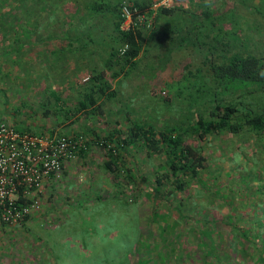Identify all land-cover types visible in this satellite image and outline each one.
<instances>
[{"label": "trees", "instance_id": "16d2710c", "mask_svg": "<svg viewBox=\"0 0 264 264\" xmlns=\"http://www.w3.org/2000/svg\"><path fill=\"white\" fill-rule=\"evenodd\" d=\"M152 3L153 0H0V11L6 13L5 16L13 13L10 21L13 23L11 30L14 31V36L11 40L17 41L20 32L25 30L24 35H35L37 41L27 42V45L24 43L23 46H34L37 49L43 46L42 52L56 54L57 60L64 65L70 64L68 60L72 59L75 71L85 73L82 77L77 78V75H74L66 78L70 84L79 87V97L74 103V110L69 107L67 99L62 97L63 89H49L48 84L43 90L47 101L51 103L53 113L60 117L83 112V116L91 115L94 120L97 109L99 110L103 102L106 99L111 101L115 97V91L111 89L113 80L120 87L123 80L130 78L132 73H144L139 62L145 57L153 56L157 60L156 64L150 66V75L145 77L146 83L143 82V86L151 100L154 102L158 98L160 103L154 108L147 102L145 95H139L142 97V104L137 107L139 111H143V115L139 114L136 108H131V111L135 112L132 115L128 103L124 105L128 109L118 107L112 112L120 120H114L115 125L111 129L106 124L101 128L87 126L81 131L64 132L12 126L34 135L62 134L77 142L79 137H82V142L71 149L73 154L83 157L90 144L95 143L109 158L106 163L114 165L111 167L112 171L118 170L132 180L133 176L129 174V169L122 159L123 152L135 149L148 157L160 156L163 163L155 172V189L147 195L159 203L166 199V221H162L161 227L171 226L167 222L168 213L175 216V225L180 221L199 222L200 228L186 226L184 232H191L196 240L195 245L199 248L202 264L214 261L217 264H264V160L261 157L264 151V102L258 106L256 98L257 93L264 95V55L244 51L243 41L248 34L240 40L242 46L232 49L225 48L227 44L219 41L214 35L212 40L221 47L212 51L208 45V53L204 55V64L208 65L207 76L202 75L201 83L197 87L198 92H202L198 96L203 100H194L197 104L189 101L188 107L178 110L175 119L164 118L158 112L164 108L168 109L172 104V97L169 91L166 92V80L163 82L164 90L159 88L165 91L162 95L157 88H151L149 79L155 77L159 71H166V61L176 45L191 39L192 35L197 38L201 26L214 24V18L219 20L222 16L213 14L208 7L195 14L185 9L183 0H173L170 6L162 5L156 10L151 9ZM123 7H127L131 13L132 23L127 28L124 27ZM19 9L24 10L25 14L21 20L16 15L19 14ZM232 9L240 18L242 8L234 5ZM57 12H60L61 16L55 15ZM149 15H153L152 20H149ZM175 15L188 18L190 16L192 20L189 18V24H183L176 29L172 27V30L168 31L170 25L166 26V19H173ZM1 18L3 16H0V20ZM40 29L42 32L38 34ZM215 30L222 29L217 27ZM5 35L7 33H1L2 40L6 42L4 45L9 50L4 54L19 50L21 45H13ZM238 37L237 35L235 38ZM55 40L58 42H55L54 47H50L49 44ZM151 46H158L159 48L155 49L159 51L153 53ZM96 58L99 59L98 62L94 61ZM36 59L42 63L48 61L49 67L52 65L51 60L41 54H38ZM196 71L201 72L200 69ZM71 73L67 72L66 75ZM101 98L104 100L97 105ZM48 110L49 108H45L43 113L48 115ZM86 110L89 112L85 113ZM89 118L91 117H86ZM103 122H109L105 115ZM226 135L253 138L255 149L252 147L249 153L242 150L238 152L243 158L239 162L244 166L243 174L238 180H226V183H222L218 179L222 176V171L217 170L215 166L211 167L208 157L203 154V143L211 137L220 138ZM226 142L225 138L221 144L222 148L220 147L221 152L225 153L227 145L224 147L223 144ZM230 157L232 160L236 159L234 153ZM230 174L226 173L227 178ZM49 178H55V175L47 179ZM253 181L256 182L255 188L249 191V185ZM201 190H206L208 196L213 193L223 203L228 204L229 212L225 215L217 212L212 217L206 211L191 215L190 212L193 211H188L185 203L191 193L196 192L198 195ZM131 192L133 193H129V197L125 198L127 202L133 201L135 190ZM40 195L36 197L39 199ZM209 200L212 201L211 196ZM247 205L252 219L250 222L240 223L247 211L243 213L238 207ZM185 211L188 214H185ZM154 213V216L159 214L157 211ZM29 217L31 215L22 218L19 224ZM199 217L200 219H197ZM0 223L12 225L1 221ZM216 223L224 225L223 228L218 229L219 225L215 227ZM184 232L176 231L175 239L169 240L168 243L173 244ZM191 246L187 245L185 251L180 244L173 247L179 264H189ZM182 258L184 259L180 261Z\"/></svg>", "mask_w": 264, "mask_h": 264}, {"label": "rangeland", "instance_id": "374dc122", "mask_svg": "<svg viewBox=\"0 0 264 264\" xmlns=\"http://www.w3.org/2000/svg\"><path fill=\"white\" fill-rule=\"evenodd\" d=\"M183 1L185 9L195 14L208 7L210 12L222 17L219 20L214 18V24L201 26L197 38L192 35L191 39L176 45L166 61V71H159L155 77L149 79L151 88H157L162 95L165 92L163 82L166 80V92L169 91L172 104L168 109L164 108L158 112L164 118L175 119L178 110L188 107L189 101L203 100L198 96L202 92H198L197 87L201 83L202 75L207 76L208 65L204 64L206 63L204 55L208 53L209 46H214L213 49L210 47L212 51L221 47L212 40L214 35L219 41L227 44L225 48L232 49L235 46H242L240 40L248 34L243 41L244 51L264 55V19H261L264 17V0ZM234 5L242 8L240 18L232 9ZM23 11L19 9V14H16L19 20L25 15ZM5 14L0 11V16H3L0 20V122L43 131L53 129L58 132L81 131L87 126L101 128L103 124L111 129L115 125L114 120H120L112 114L118 107L126 110L128 107L124 105L129 103L132 115L135 112L131 111V108H136L138 113L143 115V111H139L137 107L142 104V97L139 95H145L147 102L154 108L160 103L158 98L153 102L143 86V82L146 83L145 77L150 75V66L157 63L156 58L148 56L139 62L145 75L136 71L130 78L124 79L120 87L113 80L111 89H114L115 97L111 101L106 99L103 102L99 110L97 109L94 120L91 115L83 116V112L71 113V116L66 117L53 113L51 103L43 93L46 85L49 84V89L56 91L63 89L62 97L67 99L69 107L74 110V103L79 97V87L70 84L66 78L74 75H77V78L82 77L85 73L75 71L72 59L68 60L70 64L64 65L57 60L56 54L42 52L43 46H39L38 49L34 46L26 47L27 42H35L37 38L35 35H24L25 30L20 32L17 41L11 40L14 36L12 33L14 31L11 30L13 23L10 21L13 13H8L9 16ZM55 15L61 16V13L57 12ZM152 17L153 15H150L149 20H152ZM173 17L166 19V26L170 25L168 31H171L172 27L176 29L190 23L187 21L190 16ZM230 21L234 23L231 24ZM217 27L222 30L216 31ZM40 31L42 32L41 29L37 31L38 34ZM236 31L240 33H233ZM4 32L7 33L5 36L10 39L9 42L21 45L19 50L4 54L9 50L4 45L6 42L2 40L1 33ZM235 35L239 36L238 39ZM55 42L58 41H52L49 46L54 47ZM204 42L206 44H203ZM24 43L26 45L23 46ZM155 48L153 53L159 51ZM36 54L48 57L52 65L49 67L48 61L45 63L37 61ZM94 61L98 62L99 59L96 58ZM196 69H200L201 72L197 73ZM67 72L72 73L66 75ZM257 95V105H263L264 95L260 93ZM102 100L104 98H101L97 105ZM45 108H49L48 115L43 113ZM104 115L108 117V123L103 122ZM89 116L91 118L86 119ZM220 138L207 139L206 143H203L205 148L203 154L208 157L211 167L215 166L217 170L222 171V176L218 177L219 182L238 180L244 172L243 164H239L243 158L238 152L241 150L244 153L251 152L255 140L231 135ZM225 138L227 142L223 146L227 147L224 153L221 152V144ZM247 145L250 146L246 147ZM232 153L234 157L236 156L234 160L230 157ZM261 157L264 160V151ZM122 159L129 169L126 172L133 176V180L118 170L112 171L111 167L114 165L106 163L109 158L95 143L90 144L85 156L74 155L67 160L55 178L43 182L39 198L40 207L31 217L18 225L8 226L0 223V264H179L178 257L172 250L178 244L184 251L187 245H192L189 264H202L199 248L195 245L196 240L191 232H184L186 226L200 228L199 222L180 221L181 229L179 222L178 225L173 223L175 216L168 213L167 222L171 226L165 225L162 228V221H166V199L159 203L147 195L155 189V172L163 163V158L148 157L135 149H129L123 152ZM227 172L231 173L229 179L226 176ZM255 185V181L251 182L248 190L253 191ZM133 190H135L133 201L127 202L125 198H128ZM201 191L198 195L196 192L191 193L187 198L185 208L193 211L190 214L206 211L212 217L217 212L220 215L229 212V205L223 203L219 197L210 193L212 200L210 201L206 190ZM238 209L243 213L247 211L240 223L250 222L252 214L248 205ZM155 211L159 213L157 216H154ZM184 213L188 214L186 211ZM216 225H219L218 229L224 226L220 223H216L215 227ZM176 231L184 233H181L173 244H169ZM184 262L186 263V260Z\"/></svg>", "mask_w": 264, "mask_h": 264}, {"label": "built area", "instance_id": "2783aa9c", "mask_svg": "<svg viewBox=\"0 0 264 264\" xmlns=\"http://www.w3.org/2000/svg\"><path fill=\"white\" fill-rule=\"evenodd\" d=\"M172 3L173 0H154L151 9ZM123 13L127 28L132 23L131 13L127 7H123ZM60 135H34L0 122L1 222L17 225L22 218L39 209L40 200L36 196L41 193L43 182L49 176L59 174L62 165L75 155L71 149L83 139L71 141Z\"/></svg>", "mask_w": 264, "mask_h": 264}]
</instances>
